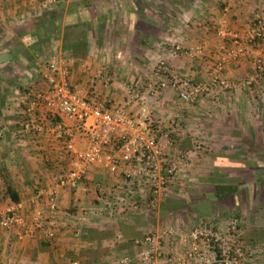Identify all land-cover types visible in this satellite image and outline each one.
Instances as JSON below:
<instances>
[{
  "label": "crops",
  "instance_id": "0c3cea01",
  "mask_svg": "<svg viewBox=\"0 0 264 264\" xmlns=\"http://www.w3.org/2000/svg\"><path fill=\"white\" fill-rule=\"evenodd\" d=\"M39 3L43 0H0V53L10 54L0 61V127L4 130L0 137V211L20 202L25 216L36 207L45 212L52 197L56 224L51 239L40 228L30 236L18 237L0 227V264H177L180 253L176 250L184 243L180 232L164 237L160 255L138 261L139 246L134 240L153 225L141 212L149 209L147 183L133 187V203H111L110 207L106 199L127 198L123 180L117 172L90 165L76 187H58L48 195L59 167L68 162V151L62 138L49 128L39 134L20 133L24 92L42 85L40 71L49 58L56 57L67 68L72 90L92 103L107 108L120 105L132 116H150L162 128L171 126L174 119L173 148L168 154L183 155L177 175L187 176L188 167L199 173L198 187L207 183L211 188L207 194L202 188L196 190L200 196L196 211L200 212L208 198L212 201L217 194L239 197L244 191L243 176L251 180L255 171L264 174V136L260 134L264 74L253 70L248 55L219 70L218 75L230 81L229 88L212 82L210 73L214 58L230 40L229 35L222 38L215 32V24L221 21L242 34L252 12L264 9V0H61L64 8L58 11L54 26L36 21L45 19L46 10L56 4L41 8ZM46 25L51 26L49 32ZM37 26H41L36 28L38 35L34 34ZM174 43L183 49L194 44L203 48L196 54L172 53ZM158 59L164 61L167 72L187 74L206 85V90L191 103L177 100L170 88L151 92L149 85L157 78L151 68ZM243 78L253 79L252 91L243 85ZM132 88L141 92L134 103L127 101ZM83 144L80 138L74 142L75 147ZM252 148L258 150L255 156L250 155ZM249 162L257 163L256 170H250ZM172 186L158 200L157 210L160 202L169 212L183 204V198L172 200L176 194ZM235 187V192L229 191ZM80 209L85 215L76 222L74 216ZM76 226L78 235L73 233ZM260 226L264 228V223ZM250 237L259 240L258 235ZM171 245L174 250L168 254L165 251ZM122 255L127 257L124 263L119 262Z\"/></svg>",
  "mask_w": 264,
  "mask_h": 264
},
{
  "label": "built area",
  "instance_id": "2783aa9c",
  "mask_svg": "<svg viewBox=\"0 0 264 264\" xmlns=\"http://www.w3.org/2000/svg\"><path fill=\"white\" fill-rule=\"evenodd\" d=\"M61 0H43L42 6L50 7ZM41 6V8H42ZM215 32L221 36L229 35L230 40L224 46L222 54L213 60L210 73L211 81L221 89L229 88L230 81L220 77L219 70L230 61L241 55H248L251 66L256 73L264 74V9L253 11L244 33L238 34L231 31L221 21L215 24ZM202 44H194L183 49L179 43H174L172 53L184 51L196 54L202 51ZM151 71L157 77L154 83H150L149 89L155 92L157 89L170 88L175 91L177 100L191 103L198 99L206 90L202 82H194L187 74L167 72L162 59L153 64ZM67 68L56 57H51L40 71L42 85L32 91L24 92L20 111V133L31 135L39 134L46 129L61 137L63 145L68 151V162L65 167H59L53 184L47 189L48 195H52L58 187H76L85 169L90 165H97L108 172H117L124 183L122 195L114 197L113 201L106 199L107 205L133 203V187L140 182L148 185V195L145 201L147 208H153L172 180L177 176L179 160L182 154L170 156L168 150L173 148L174 138L171 132L175 130L174 119L171 126L162 128L161 123L152 120L148 115L142 117L132 116L120 105L102 107L92 103L85 96L72 90L67 78ZM252 78L242 80L243 85ZM141 98V92L131 89L127 93V101L137 102ZM61 114L62 118H55ZM177 117V116H176ZM4 130L0 127V137ZM82 139V147H75L76 139ZM52 198V197H51ZM48 198V209L45 212L36 207L29 216H25L21 210V203L15 202L12 207H6L0 211V227L12 230L18 237L30 236L35 229H42L43 235L51 239L54 236L55 202ZM132 199V200H131ZM105 202V203H106ZM85 212L80 209L75 214L76 222L84 217ZM234 219L229 220L232 228ZM79 226L73 233L78 235ZM200 231L194 227L190 231L191 238H196ZM173 233L170 229L160 232H149L134 240L139 246V258L142 262L162 253L161 239ZM172 239H174L172 237ZM230 246L219 249H196L194 241L183 254L175 258L177 264H192L194 259L205 264H232L241 254V242L230 238ZM127 260L125 255L119 259L120 263ZM75 263V261H73Z\"/></svg>",
  "mask_w": 264,
  "mask_h": 264
},
{
  "label": "rangeland",
  "instance_id": "374dc122",
  "mask_svg": "<svg viewBox=\"0 0 264 264\" xmlns=\"http://www.w3.org/2000/svg\"><path fill=\"white\" fill-rule=\"evenodd\" d=\"M42 6V3L38 4ZM52 5L51 7H53ZM39 8V7H38ZM58 8V9H57ZM64 8V3H56V6L53 9L46 10L48 13H44L45 17H52L54 14L57 17L58 11ZM42 10V9H41ZM253 13V12H252ZM36 16H39L36 15ZM55 17V18H56ZM39 22V21H36ZM15 25V24H14ZM12 25V26H14ZM51 25V22H50ZM48 25L49 27H51ZM54 26V25H53ZM57 31L60 29V25H57ZM248 26V25H247ZM247 28V27H246ZM60 34V31L57 35ZM221 36V35H219ZM228 36V35H224ZM224 36H221L222 38ZM264 35L260 42L263 43ZM42 47V46H41ZM59 55V54H58ZM44 64V62H43ZM247 79V78H243ZM246 84L247 89H251V81ZM242 86V85H240ZM263 90V89H262ZM252 91V89L250 90ZM264 103V98H263ZM263 116H264V104H262ZM262 120V119H261ZM262 124L264 125V119ZM261 136H264V128L260 131ZM256 135V132L255 134ZM201 145V144H200ZM201 147V146H200ZM200 147H196V149H201ZM233 149V148H232ZM264 149V147L262 148ZM206 151V150H205ZM250 155H256V149H250ZM249 165H252L250 170L252 171L254 168L256 170V162H249ZM196 167H199L196 165ZM258 170V169H257ZM187 176L182 178V174L177 175L169 185H173L174 192L173 194L175 198H172L174 201H179L180 198H183V204L179 206L178 209L172 208V211H166V206H162L161 202L153 208L145 209L143 214L150 218L151 222L153 221V225H150L147 233L149 232H160L161 230L170 229L173 233L171 235L179 236V232L183 236V244L181 247L177 248V252L183 254L187 248L190 246V242L194 241L196 244V249L203 251L204 249H215L219 250L224 248L226 245L230 246V238H235L240 240L241 242V254L236 262L232 264H264V230L261 231L262 228L260 226L261 223H264V186L262 185L264 182V174H257V171L254 172V178L251 180H247L244 176L241 178L243 180V192L239 195H229L225 196V194H217L212 198V201L208 198L204 208L200 210V212L196 211V200L200 198L199 195L196 194V190L202 188L204 192L211 190V188L206 183L202 187H198V179L199 173L196 172L194 174L192 171H188L187 167ZM186 175V174H185ZM251 174H249L250 177ZM234 178V177H233ZM235 180V178H234ZM231 183V181H229ZM204 184V183H203ZM236 186V185H235ZM262 186V187H261ZM235 188L229 191H234ZM262 189V191H261ZM167 191V190H166ZM242 191V190H240ZM207 194V192H206ZM164 195V193H163ZM163 195L160 196L159 201L162 199ZM207 198V197H206ZM238 198V199H237ZM237 199V200H236ZM143 200V199H142ZM139 199L138 202H140ZM142 203V202H140ZM158 204V203H157ZM213 207V208H212ZM225 207L227 211L223 213L222 208ZM241 209L246 210L240 211ZM234 219L232 223V228L229 227V220ZM221 221V222H220ZM220 222V223H219ZM157 225V227H155ZM258 226V227H257ZM196 227L200 232L196 233V238L192 239L190 235V231ZM144 234V235H145ZM258 235L259 240H253L250 236ZM160 243L163 242L161 239ZM261 240V241H260ZM163 244V243H162ZM173 246L171 245V250L168 248L165 252L168 254H172ZM179 254V255H180ZM242 258V259H240ZM139 262L141 259L138 258ZM196 264H205L202 261L196 260Z\"/></svg>",
  "mask_w": 264,
  "mask_h": 264
},
{
  "label": "trees",
  "instance_id": "16d2710c",
  "mask_svg": "<svg viewBox=\"0 0 264 264\" xmlns=\"http://www.w3.org/2000/svg\"><path fill=\"white\" fill-rule=\"evenodd\" d=\"M55 17H56V16H55V14H54L52 17H48V18H45V19L42 18V19L39 20L38 23L41 24V22H42V23H45V24H46L47 22H51V24L53 25V24L56 22V20H55L56 18H55ZM46 26H47V25H46ZM40 27H41V26H39V27L37 26V27L34 28V30H35V31H34V34H36V31H37L36 28L39 29ZM45 29L49 32V30H50L51 28H50L49 26H47ZM36 35H38V34H36ZM31 43H32V42L30 41V44H31ZM223 189H224V188H222V190H223ZM10 197H11L13 200H16V197L13 196L11 193H10Z\"/></svg>",
  "mask_w": 264,
  "mask_h": 264
},
{
  "label": "water",
  "instance_id": "95a60500",
  "mask_svg": "<svg viewBox=\"0 0 264 264\" xmlns=\"http://www.w3.org/2000/svg\"><path fill=\"white\" fill-rule=\"evenodd\" d=\"M10 57V54L8 52H1L0 53V61L6 59V58H9Z\"/></svg>",
  "mask_w": 264,
  "mask_h": 264
},
{
  "label": "flooded vegetation",
  "instance_id": "af4514ba",
  "mask_svg": "<svg viewBox=\"0 0 264 264\" xmlns=\"http://www.w3.org/2000/svg\"><path fill=\"white\" fill-rule=\"evenodd\" d=\"M261 167H262V169H264V161H263V163H262ZM263 171H264V170H263Z\"/></svg>",
  "mask_w": 264,
  "mask_h": 264
}]
</instances>
